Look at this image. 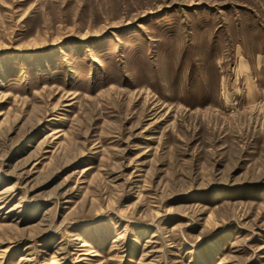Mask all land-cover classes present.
Here are the masks:
<instances>
[{"label":"rangeland","instance_id":"rangeland-1","mask_svg":"<svg viewBox=\"0 0 264 264\" xmlns=\"http://www.w3.org/2000/svg\"><path fill=\"white\" fill-rule=\"evenodd\" d=\"M0 264H264V0H0Z\"/></svg>","mask_w":264,"mask_h":264},{"label":"bare ground","instance_id":"bare-ground-1","mask_svg":"<svg viewBox=\"0 0 264 264\" xmlns=\"http://www.w3.org/2000/svg\"><path fill=\"white\" fill-rule=\"evenodd\" d=\"M11 188H13V185H9V187H8L7 189H11ZM11 190H12V189H11ZM8 191H10V190H8ZM84 240H85V239H84ZM83 244H84V245H87L88 243L84 241ZM95 254H96V253H95Z\"/></svg>","mask_w":264,"mask_h":264}]
</instances>
